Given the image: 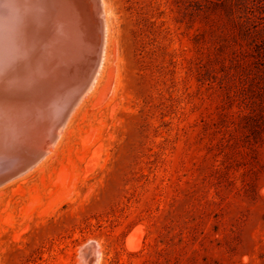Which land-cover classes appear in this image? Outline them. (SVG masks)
<instances>
[{"label":"rangeland","instance_id":"374dc122","mask_svg":"<svg viewBox=\"0 0 264 264\" xmlns=\"http://www.w3.org/2000/svg\"><path fill=\"white\" fill-rule=\"evenodd\" d=\"M244 1L106 0L95 91L0 188V264H264V0Z\"/></svg>","mask_w":264,"mask_h":264},{"label":"bare ground","instance_id":"6f19581e","mask_svg":"<svg viewBox=\"0 0 264 264\" xmlns=\"http://www.w3.org/2000/svg\"><path fill=\"white\" fill-rule=\"evenodd\" d=\"M41 4L0 0V188L25 179L55 156L69 123L95 91L108 56L106 0H98V20L89 15L94 11L90 0ZM80 83L85 87L78 100L42 147L61 96ZM81 252L82 264H99L101 254L95 248L90 256L85 249Z\"/></svg>","mask_w":264,"mask_h":264},{"label":"water","instance_id":"95a60500","mask_svg":"<svg viewBox=\"0 0 264 264\" xmlns=\"http://www.w3.org/2000/svg\"><path fill=\"white\" fill-rule=\"evenodd\" d=\"M41 1H42L41 7L44 8L45 4H47L48 1H54V0H41ZM90 2L92 5H94V11L93 10L90 11L89 15L94 16L95 19L98 20V18H100V8H99L98 0H90ZM44 10L45 9L42 10L43 14H44ZM84 85L85 84H82V83H80L79 85L77 84L75 87L71 88L72 90L65 92L64 95L61 96L60 98L61 105L58 107V109L54 110L52 113V116H51L52 120L50 121L51 123L49 126L48 133L45 135L44 139H42V147H45V145L53 139L54 135L58 132L60 127L63 125L64 121L67 118V115L69 114L70 110L72 109L76 101L78 100L79 95L81 94V90L85 87ZM16 118H18V116ZM18 121H19L18 123H20L21 119H19ZM20 125H22V123H20ZM38 152L40 153L41 151H38ZM1 177L2 176L0 175V178ZM92 249H93L92 246H87L85 248V250L88 251L87 253H89V256H90Z\"/></svg>","mask_w":264,"mask_h":264},{"label":"trees","instance_id":"16d2710c","mask_svg":"<svg viewBox=\"0 0 264 264\" xmlns=\"http://www.w3.org/2000/svg\"><path fill=\"white\" fill-rule=\"evenodd\" d=\"M219 2V4H227L228 6H230V4H234L235 5H239V6H242V4L245 2L244 0H217ZM228 11L230 14H232V11L230 9V7H228ZM231 11V12H230Z\"/></svg>","mask_w":264,"mask_h":264}]
</instances>
